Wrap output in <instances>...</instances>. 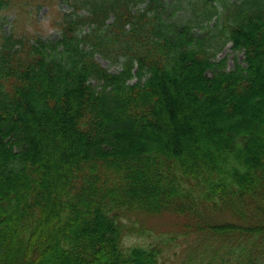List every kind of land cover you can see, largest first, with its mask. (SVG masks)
Wrapping results in <instances>:
<instances>
[{
	"label": "trees",
	"instance_id": "obj_1",
	"mask_svg": "<svg viewBox=\"0 0 264 264\" xmlns=\"http://www.w3.org/2000/svg\"><path fill=\"white\" fill-rule=\"evenodd\" d=\"M58 1L57 40L0 34V264H264V0L0 10ZM154 217L173 226L125 243ZM188 237L209 251H172Z\"/></svg>",
	"mask_w": 264,
	"mask_h": 264
},
{
	"label": "rangeland",
	"instance_id": "obj_2",
	"mask_svg": "<svg viewBox=\"0 0 264 264\" xmlns=\"http://www.w3.org/2000/svg\"><path fill=\"white\" fill-rule=\"evenodd\" d=\"M165 5V8L161 10V19L162 20H183L185 19V15L187 14L184 10H177L172 6L173 0H162ZM146 3L142 2L135 6L134 10H142L145 7ZM71 12L70 8L65 3H61L60 1L54 2L52 8L46 4L39 2L35 5L28 4L23 8L18 7L15 5L13 9H2L0 10V34H8L10 30L16 29V22H19V31H25L31 36H35L39 39L45 41H55L61 35V28L59 24L61 23L64 16H68ZM212 27V23L209 27L205 29H197L195 32L197 35L206 37ZM225 58L227 62V67H233V63L236 62H243L244 54L242 51L237 52L232 49V44L227 42L220 52L217 53L216 59ZM96 59L101 63L103 67H105L109 72L116 73L120 70L119 64L110 63L107 59L102 58L99 55H96ZM210 74V73H209ZM208 74V75H209ZM131 83L137 82V78H133ZM155 218V217H154ZM222 219H230L229 217H222ZM146 227L151 229L149 231V236L141 237L138 234L128 236L126 240V244H139L144 245L153 240L156 237V228H160V231H164V229L168 226H173V222L171 220L166 219H152V220H145ZM172 224V225H169ZM178 230L170 229L168 231H175V234L178 233ZM159 231V232H160ZM148 233V232H147ZM172 234V233H170ZM184 243L181 244H172L174 247L172 251L179 253L183 249L187 251V247L189 244L200 245L201 251H209V248L205 246L204 242L201 243V239H192L188 237V239H182ZM179 242L178 239L174 241V243ZM180 243V242H179ZM205 253V254H206ZM208 259L209 255L206 254ZM185 258V254L181 255L179 258L173 259V261L169 262V264H181Z\"/></svg>",
	"mask_w": 264,
	"mask_h": 264
}]
</instances>
